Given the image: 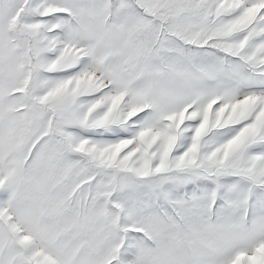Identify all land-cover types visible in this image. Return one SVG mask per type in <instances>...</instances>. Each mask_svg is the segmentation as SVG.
<instances>
[{"label":"snow or ice","instance_id":"6c2138e0","mask_svg":"<svg viewBox=\"0 0 264 264\" xmlns=\"http://www.w3.org/2000/svg\"><path fill=\"white\" fill-rule=\"evenodd\" d=\"M0 264H264V0H0Z\"/></svg>","mask_w":264,"mask_h":264}]
</instances>
